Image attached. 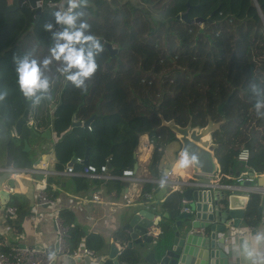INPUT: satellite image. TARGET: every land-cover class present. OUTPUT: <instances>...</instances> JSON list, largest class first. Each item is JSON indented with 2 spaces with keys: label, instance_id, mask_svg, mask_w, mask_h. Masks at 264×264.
Masks as SVG:
<instances>
[{
  "label": "trees",
  "instance_id": "16d2710c",
  "mask_svg": "<svg viewBox=\"0 0 264 264\" xmlns=\"http://www.w3.org/2000/svg\"><path fill=\"white\" fill-rule=\"evenodd\" d=\"M187 8L189 18L200 16L202 21L180 18L178 14ZM56 11L43 4L35 21L28 2L6 14L0 10V91L8 93L0 102V163L8 146L14 166H31L34 154L23 149L24 140L36 138L40 125L47 124L57 136L54 154L59 168L73 154L83 156L88 149L89 162L98 165L108 160L113 171L119 170L134 162L138 137L147 133L154 140L151 163L157 170L165 144L175 139L173 132L160 124L162 114L180 125L189 119L192 125H204L208 116L222 120L213 140L219 144L214 155L223 181L229 180L238 150L250 147L254 132V152L248 164L264 173V116H258L255 108L264 100V0H87L86 5L73 10L82 13L77 24L87 23L86 34L117 48L112 56L97 41L102 51L95 56L98 67L86 81L87 91L65 79L59 71L61 61L53 59L43 69L42 61L51 57L50 49L56 43L50 41L59 25ZM48 24L53 25L52 31L46 28ZM26 55L41 63L49 90L37 93L41 99L32 102L33 121L23 122L15 135L14 123L24 109L16 61ZM98 106L100 112L88 126L71 125L73 112L84 120ZM46 188L55 197L49 185ZM260 200L259 193H249L243 216L246 224L261 221ZM5 205L19 211L9 223L20 230V212L27 204L19 194L11 193ZM58 215L68 226L70 242L79 241L81 232L74 228L71 214L61 211ZM172 232L164 226L156 242L150 244L152 248L160 250L167 245ZM115 235V239H128L121 230ZM141 245H125L118 260L135 264L143 257Z\"/></svg>",
  "mask_w": 264,
  "mask_h": 264
},
{
  "label": "crops",
  "instance_id": "0c3cea01",
  "mask_svg": "<svg viewBox=\"0 0 264 264\" xmlns=\"http://www.w3.org/2000/svg\"><path fill=\"white\" fill-rule=\"evenodd\" d=\"M54 104V103H53ZM50 107L52 106L50 103ZM52 116V114H51ZM28 123L33 121L29 115ZM50 129V136H36L29 141L34 154V160L29 167H17L12 171L10 177L3 182L6 189L9 190V198L11 193L20 195V199L27 204L25 210L20 212L21 228L17 230L9 223V219L13 218L19 211L12 213L8 212L5 204L0 205V247L1 245L11 248L12 246H40L46 250H56L57 241L55 236L53 216L59 214L61 211H68L73 219L72 224L74 228L78 229L80 233V240H72L68 245L70 250H78L79 256L70 253L68 256L62 252L57 253V259L53 264H106V260L110 259L111 264H123L118 260L120 250L127 245L130 240L129 233L122 229V224L126 220L124 212L127 207L138 201L139 189L141 183L138 179L152 178L150 167H152L151 156L155 144H151L148 140L147 133H141L138 137V143L133 152L135 158L130 165H125L123 168L131 167L133 169L136 164L134 173L130 178H125L122 175V169L113 171V167H108V160L101 162L97 166L102 172H109L108 177H95L89 174V170L83 162L75 161L71 170L67 169L66 162L62 167H57L56 158L54 154V146L57 136L53 129L47 124H41L38 130L41 132ZM13 134L14 130H13ZM37 139V140H36ZM36 140V141H35ZM154 142V141H153ZM180 144L177 139L167 142L164 146L163 152L158 162V169L155 170L156 177L161 178L164 169H170L169 180L178 181L180 179L199 178L193 166L187 169H179L176 166L179 158ZM6 153V150H5ZM5 154L3 156V164ZM36 160H38L36 162ZM14 165V164H13ZM16 167V166H15ZM240 171L239 167H233V173L228 177L229 180L217 179L210 177L213 182H231L232 178ZM51 176V181L48 178ZM259 176V175H258ZM258 176L255 177L253 184L259 185L257 181ZM128 179V185H122L121 180ZM263 183V182H261ZM54 191V203L52 205H35L36 194L42 186ZM11 187V188H10ZM240 193L249 196L244 190H239ZM98 192L99 198H93V193ZM127 193L130 204L126 201L123 194ZM264 194L261 195L260 204ZM9 200V199H8ZM263 215V214H262ZM123 231L128 235V239H115L117 231ZM154 235L159 231L152 229ZM255 232H264V215L260 222L256 225L246 224L243 217L238 226L233 227L231 247L230 264H244V259L238 249L239 243L243 239L251 240V236ZM77 234V233H76ZM76 241V242H74ZM115 245L117 250L115 255H112L111 245ZM135 245V244H133ZM132 245V246H133ZM150 244L142 242L143 257L135 264H150L145 259V254L151 250ZM71 246V247H70ZM83 246L89 247L93 250V254L86 256L82 253ZM144 246V247H143Z\"/></svg>",
  "mask_w": 264,
  "mask_h": 264
},
{
  "label": "water",
  "instance_id": "95a60500",
  "mask_svg": "<svg viewBox=\"0 0 264 264\" xmlns=\"http://www.w3.org/2000/svg\"><path fill=\"white\" fill-rule=\"evenodd\" d=\"M50 0H27L30 7L34 9L35 21L39 17L43 3ZM24 0H0V10L3 13L15 10L25 3ZM188 8L180 12L178 16L187 21L201 22L202 18L196 16L189 18ZM64 25H58L53 32L60 31ZM52 32V33H53ZM96 41L102 42L110 55L114 56L117 48L109 41L101 37L94 36ZM53 34L50 36L53 42ZM24 109L16 119L13 130L15 135H19L23 122L30 119V109L32 100L22 96ZM53 106L54 104L51 103ZM157 105L153 109L157 112ZM100 112L99 106L88 118L77 119L76 112L71 116V125L88 126L92 118ZM161 125L167 126L179 141V154L185 148L194 152L198 156V162L193 163L195 172L201 175L199 178L180 179L178 181L167 180L165 187H160V180L156 177L154 168L150 167L152 178L138 179L141 183L138 201L129 205L124 212L126 220L122 224V229L129 233L130 240L127 246L136 243L154 244L156 239L163 232V227L168 226L173 232L169 243L162 246L160 250L152 248L145 254V259L150 264H230L231 252L224 245L225 237L231 235L233 227L238 226L244 216L245 208L249 196L240 193L235 188H219L215 182L211 181L210 175L218 169L216 157L214 155L218 143L213 140V132L220 127L222 120L213 121L210 116L204 125H192L191 120L180 125L174 118H165L159 114ZM41 136H50V129L39 133ZM255 134L252 132L250 141V157L253 155V145ZM24 150H30L31 146L27 139L24 140ZM38 160H36L37 162ZM76 155L73 154L66 162L67 168H73ZM89 162L88 149L83 154V163ZM111 167V162H108ZM17 167L13 165V154L9 147L3 164L0 166V205L7 203L9 190L5 188L3 182L8 179L13 170ZM136 164L133 167V173ZM167 168L164 169V172ZM233 173V168L230 169ZM239 173V171H238ZM247 175L253 176L251 168L246 170ZM258 182H264V174L258 176ZM121 184L128 185V179H122ZM132 200L128 203L130 204ZM264 207V197L258 206V211L262 213ZM152 229L159 231L154 235ZM57 243V242H56ZM231 243L229 244V246ZM40 248V246H37ZM231 247V246H230ZM112 255L117 250L115 245H111ZM53 262V261H52ZM51 262V264H53ZM118 264V261H115Z\"/></svg>",
  "mask_w": 264,
  "mask_h": 264
},
{
  "label": "clouds",
  "instance_id": "9594fccd",
  "mask_svg": "<svg viewBox=\"0 0 264 264\" xmlns=\"http://www.w3.org/2000/svg\"><path fill=\"white\" fill-rule=\"evenodd\" d=\"M86 3L87 0H67L68 10L54 13L56 24L64 25L65 28L58 33H52L56 43L50 49L51 57L42 61L43 69H47L53 59L61 61L62 67L59 71L67 81L83 91H87L86 81L97 71L95 56L102 51V46L95 37L86 34L89 25L85 22L77 24L82 13L73 10ZM46 28L52 31L53 25L48 24ZM16 64L17 84L20 91L24 97L39 103L41 96L37 93H47L49 90V79L45 76L41 63L26 55L17 59ZM7 95L6 90L0 91V102H3ZM255 108L258 116H264V112L260 111L264 108V100H259ZM197 162V154L185 148L180 152L176 166L179 169H187ZM163 175L166 177L168 173L165 172ZM166 184V179L160 180L161 188ZM238 249L244 259V264H264V232L253 233L251 240L243 239ZM48 259L49 261L57 259L55 250L48 251Z\"/></svg>",
  "mask_w": 264,
  "mask_h": 264
},
{
  "label": "built area",
  "instance_id": "2783aa9c",
  "mask_svg": "<svg viewBox=\"0 0 264 264\" xmlns=\"http://www.w3.org/2000/svg\"><path fill=\"white\" fill-rule=\"evenodd\" d=\"M57 10L67 11L68 10L67 0H65L64 5L61 8H58ZM148 140L151 144L154 143L153 142L154 140L151 137H148ZM157 148L160 149V146H158ZM249 158H250V147L246 145L242 146L236 154V160L246 170L248 168H251L253 172V176L247 175L246 170H245L244 175L240 174V171H239V173L235 175L236 178L233 183L217 181L215 182V185L219 188H235L237 190H244L248 195L251 192L259 193L260 195L264 194V182L260 183L259 185L253 184L255 177L261 174H259L258 172H256V170H254L252 167L249 166L248 164ZM76 161L83 162V156H76ZM86 166L91 176H95V177L110 176L109 172L100 171V169L98 168L99 166H97L96 164L92 162H87ZM67 169L71 170L72 167L71 168L68 167ZM166 172L168 173V175L166 177L162 175V177L159 178V180L161 179L168 180L171 170L167 169ZM231 173L232 172L228 174V177ZM132 174H133V170L131 167H126L122 169L121 176L125 178H130ZM211 176L219 179L220 174H219L218 169L216 172L210 175V177ZM123 196L127 202L130 200L127 193H124ZM93 198H96V199L99 198L98 192L93 193ZM53 203H54V197L47 190V188L45 186H42L41 188H39L36 194L35 205L36 206L44 205V204L52 205ZM5 209L8 212L12 213L15 211V206L9 205V206H6ZM262 214L264 215V207L262 208ZM53 224H54L55 236H56V241H57V248L55 251L62 252L63 254L67 256L70 253L74 254L75 256H79L78 250H70L68 246L69 245L68 226L62 222L58 213L54 214L53 216ZM232 235L233 234L231 233V235L225 237V240H224V245L226 246L228 251H229V244L231 243ZM48 251H52V250H46L44 248H41V247L38 248L35 246H22L21 247V246L15 245V246H12L8 251L0 248V264H51L52 261H49L48 259ZM81 252L84 253L86 256H88L89 254L92 255L94 253L93 250H91L87 246H83Z\"/></svg>",
  "mask_w": 264,
  "mask_h": 264
},
{
  "label": "rangeland",
  "instance_id": "374dc122",
  "mask_svg": "<svg viewBox=\"0 0 264 264\" xmlns=\"http://www.w3.org/2000/svg\"><path fill=\"white\" fill-rule=\"evenodd\" d=\"M64 2H65V0H52V1H49L48 3H45V4H47L48 6H51V7H54L56 9H58V8H61L64 5ZM235 166L239 167L240 174H243V175L245 174V170L246 169L242 165H240V163L238 161H236ZM235 178H236V176L234 178H232L231 181H235Z\"/></svg>",
  "mask_w": 264,
  "mask_h": 264
},
{
  "label": "flooded vegetation",
  "instance_id": "af4514ba",
  "mask_svg": "<svg viewBox=\"0 0 264 264\" xmlns=\"http://www.w3.org/2000/svg\"><path fill=\"white\" fill-rule=\"evenodd\" d=\"M25 1H27V0H24V2H25ZM41 4L43 5L44 3H43V2H41Z\"/></svg>",
  "mask_w": 264,
  "mask_h": 264
}]
</instances>
